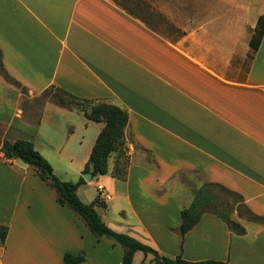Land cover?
Wrapping results in <instances>:
<instances>
[{
    "label": "crops",
    "instance_id": "0c3cea01",
    "mask_svg": "<svg viewBox=\"0 0 264 264\" xmlns=\"http://www.w3.org/2000/svg\"><path fill=\"white\" fill-rule=\"evenodd\" d=\"M123 1L127 8L120 0H0L2 144L30 141L54 173L81 177L104 124L37 97L54 87L125 109L133 149L125 177L113 175L111 157L109 173L83 185L110 197L98 208L103 221L169 257L264 264V224L234 211L242 235L206 212L182 235L181 211L194 196L166 190L176 175L197 174L196 190L221 185L264 216V36L249 58L264 7L228 41L206 19L191 32L172 26L171 42L137 15L135 0ZM134 147L151 161L134 157ZM56 198L33 167L0 151V264H64L67 253H85L82 264H122L124 249L96 238Z\"/></svg>",
    "mask_w": 264,
    "mask_h": 264
},
{
    "label": "trees",
    "instance_id": "16d2710c",
    "mask_svg": "<svg viewBox=\"0 0 264 264\" xmlns=\"http://www.w3.org/2000/svg\"><path fill=\"white\" fill-rule=\"evenodd\" d=\"M116 1L118 2V0ZM122 1L120 0L119 4L127 8L124 1ZM263 36L264 15L258 18L250 40V59L253 58L259 49ZM0 67L2 68L1 50ZM48 90L55 91L58 97L56 101L58 105L77 108L88 120L104 124L82 174H91L93 178L108 174L109 160L111 157L116 156L117 165L113 175L116 178H124L125 168L128 163L125 143V130L129 123L127 110L105 101L80 99L58 88L51 87ZM1 152L6 159L20 160L33 167L41 179L47 181L54 189L57 195V203L67 206L83 219L90 232L96 238H109L114 241V245H120L124 249L122 264H133L134 256L137 252H142L145 256L152 255L151 262L154 264H228L227 262L214 260L191 262L185 260L182 256L169 257L162 255L134 237L115 231L103 221L98 212V208L106 207L105 202L102 200V193L99 192L96 199L91 203L83 202L78 195V189L86 184L85 179L81 176L77 182L62 181L55 175L49 161L36 150L34 144L30 141L17 140L14 143L5 141ZM234 211H238L241 216H245L249 221L264 224V216L252 213L244 204V200L240 195L221 185L206 183L196 190L191 204L181 211V234L184 235L192 230L204 213L213 212L228 225L229 229L243 235L245 234V228L231 217ZM244 212L246 215L243 214ZM6 236L7 228L0 227L2 242H5ZM85 260V253L78 255L67 253L63 257L64 264H82Z\"/></svg>",
    "mask_w": 264,
    "mask_h": 264
},
{
    "label": "rangeland",
    "instance_id": "374dc122",
    "mask_svg": "<svg viewBox=\"0 0 264 264\" xmlns=\"http://www.w3.org/2000/svg\"><path fill=\"white\" fill-rule=\"evenodd\" d=\"M129 4L131 8L138 11L139 14L137 13V15L147 25L155 27L160 36L171 42L175 38V33L171 29L172 26L191 32L200 22L206 19L217 20L213 32L217 36H221L223 40L228 41L230 36H236V32L240 31L245 23L251 25L257 13L264 7V0H135ZM23 94L28 95L26 89H23ZM25 99L24 97L23 102ZM37 100L39 102L50 101L56 103L58 97L54 90H46L37 97ZM125 143L127 147L126 139ZM134 148V157H140L143 161L151 158L137 147ZM129 151H133V149L127 147V154H129ZM115 158L117 159L116 156ZM130 162L131 157L128 155L127 165ZM56 173L62 181L66 182H77L80 178L78 177L80 175H74L72 171L65 174L57 169ZM81 176L83 177V175ZM200 179L201 177L197 174L180 173L171 179L166 190L179 198L184 199L187 196L189 198V196H194L197 188L193 186ZM190 183L192 184L191 188ZM79 189L83 202L91 203L98 195L95 186L83 187L82 185ZM108 197L106 196L105 199L108 200ZM102 198H104L103 195ZM144 257L142 252L138 253L133 264H141ZM145 264H148V262Z\"/></svg>",
    "mask_w": 264,
    "mask_h": 264
},
{
    "label": "water",
    "instance_id": "95a60500",
    "mask_svg": "<svg viewBox=\"0 0 264 264\" xmlns=\"http://www.w3.org/2000/svg\"><path fill=\"white\" fill-rule=\"evenodd\" d=\"M2 145H3L2 141L0 140V151L2 149ZM83 178L85 179L86 182H89L92 179V175L91 174H85V175H83Z\"/></svg>",
    "mask_w": 264,
    "mask_h": 264
},
{
    "label": "built area",
    "instance_id": "2783aa9c",
    "mask_svg": "<svg viewBox=\"0 0 264 264\" xmlns=\"http://www.w3.org/2000/svg\"><path fill=\"white\" fill-rule=\"evenodd\" d=\"M105 198H106V197H104V198H102V199H103V200H106ZM108 199H110V197H108Z\"/></svg>",
    "mask_w": 264,
    "mask_h": 264
}]
</instances>
